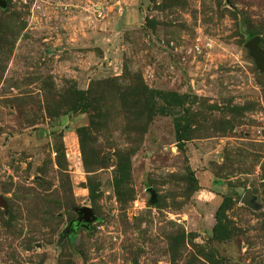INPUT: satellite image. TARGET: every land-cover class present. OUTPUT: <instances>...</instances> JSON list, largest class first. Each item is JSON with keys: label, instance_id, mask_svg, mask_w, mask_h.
I'll return each instance as SVG.
<instances>
[{"label": "rangeland", "instance_id": "obj_1", "mask_svg": "<svg viewBox=\"0 0 264 264\" xmlns=\"http://www.w3.org/2000/svg\"><path fill=\"white\" fill-rule=\"evenodd\" d=\"M6 2L0 264H264V0Z\"/></svg>", "mask_w": 264, "mask_h": 264}, {"label": "water", "instance_id": "obj_2", "mask_svg": "<svg viewBox=\"0 0 264 264\" xmlns=\"http://www.w3.org/2000/svg\"><path fill=\"white\" fill-rule=\"evenodd\" d=\"M7 2L6 0H0V8L6 9ZM259 39L253 38L246 44V47L248 48L250 55L252 56L255 65L262 71H264V54L260 51L259 47ZM76 213L78 215V218L76 219V226L79 227L81 225L82 228H88L89 225H91L92 222L95 221V217L91 211V209L87 207H83L76 210ZM72 223L70 224V226ZM69 229L64 233V236L69 234Z\"/></svg>", "mask_w": 264, "mask_h": 264}, {"label": "trees", "instance_id": "obj_3", "mask_svg": "<svg viewBox=\"0 0 264 264\" xmlns=\"http://www.w3.org/2000/svg\"><path fill=\"white\" fill-rule=\"evenodd\" d=\"M177 141L178 142H182V135L181 133H179V131L177 130ZM193 181H195L194 177H193ZM226 202V199H223L222 202L220 203L219 207H218V210H217V213H216V216H218V213L220 212V210L222 209V207L224 206ZM216 228H214L213 230H215Z\"/></svg>", "mask_w": 264, "mask_h": 264}, {"label": "flooded vegetation", "instance_id": "obj_4", "mask_svg": "<svg viewBox=\"0 0 264 264\" xmlns=\"http://www.w3.org/2000/svg\"><path fill=\"white\" fill-rule=\"evenodd\" d=\"M80 227H81V225H80L79 227H77V226H76V222L74 221V222L72 223V225L70 226V231L73 232L75 229H78V228H80Z\"/></svg>", "mask_w": 264, "mask_h": 264}]
</instances>
